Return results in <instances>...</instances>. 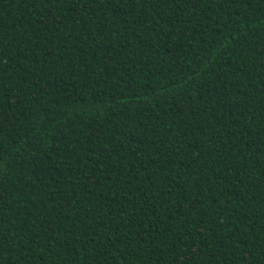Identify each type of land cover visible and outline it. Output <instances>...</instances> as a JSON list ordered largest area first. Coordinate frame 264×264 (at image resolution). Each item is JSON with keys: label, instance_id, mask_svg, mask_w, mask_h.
<instances>
[{"label": "trees", "instance_id": "1", "mask_svg": "<svg viewBox=\"0 0 264 264\" xmlns=\"http://www.w3.org/2000/svg\"><path fill=\"white\" fill-rule=\"evenodd\" d=\"M0 264H264V0H0Z\"/></svg>", "mask_w": 264, "mask_h": 264}]
</instances>
